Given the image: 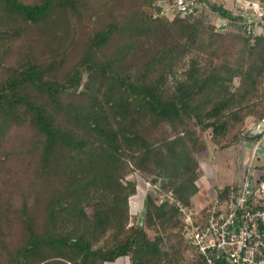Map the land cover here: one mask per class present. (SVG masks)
Returning <instances> with one entry per match:
<instances>
[{"label": "trees", "instance_id": "1", "mask_svg": "<svg viewBox=\"0 0 264 264\" xmlns=\"http://www.w3.org/2000/svg\"><path fill=\"white\" fill-rule=\"evenodd\" d=\"M172 2L0 0V229H21L0 235V264H196L179 204L202 197L197 131L221 150L261 141L264 32L161 15ZM139 47L146 60L127 64ZM15 141L28 145L17 209Z\"/></svg>", "mask_w": 264, "mask_h": 264}, {"label": "built area", "instance_id": "2", "mask_svg": "<svg viewBox=\"0 0 264 264\" xmlns=\"http://www.w3.org/2000/svg\"><path fill=\"white\" fill-rule=\"evenodd\" d=\"M161 7V15L170 17L180 13L196 18L209 12L206 2L198 0H173ZM262 16L252 19L241 13L240 19L248 33L256 35L264 26ZM221 20L220 28L230 22L229 18ZM251 133L263 137L253 145L250 163L240 180L224 186L214 182L205 189L198 206L179 204L196 264H264V171L259 173L254 165L263 150L264 119Z\"/></svg>", "mask_w": 264, "mask_h": 264}, {"label": "rangeland", "instance_id": "3", "mask_svg": "<svg viewBox=\"0 0 264 264\" xmlns=\"http://www.w3.org/2000/svg\"><path fill=\"white\" fill-rule=\"evenodd\" d=\"M157 5V2L153 3ZM163 4V3H159ZM165 4V3H164ZM207 8L209 12L204 13L196 18L186 17L187 20L191 23L195 22H204V24L212 26L213 29L219 34H230V35H243L245 31L243 27H245V23L240 19V13H246L251 16L252 19L259 18L260 14L264 13L262 10L263 5L261 4V0H206ZM215 6H223L229 10L233 16V18H229L230 22L226 27L220 28L219 25H222L221 17L214 9ZM220 16V17H219ZM259 22V21H258ZM260 24V23H259ZM260 26V25H259ZM160 27V26H158ZM156 29L150 37L149 40L153 38L160 39V34L162 33L161 29ZM217 29V30H216ZM246 29V28H245ZM259 30V29H258ZM248 33V30L246 29ZM264 32V28L260 29L256 35H261ZM159 46H155L153 43L149 44L148 51L150 53H155L159 50ZM139 47L131 56V63L127 61V64H133L136 62H143L144 54L143 50ZM137 59V60H136ZM235 85H238V81L235 82ZM251 123V119L248 120V124ZM198 136L201 141V148L198 153V159L200 161V180L198 181L202 194L205 192V189L211 187V185L216 182L219 186L228 185L234 182H237L241 178L242 171L244 170V165H249L250 162V145L244 144L243 142L237 144L235 146L226 148V149H218L215 144L212 142L211 133H201L199 130ZM247 147V148H246ZM262 154L255 160V164H264V142L262 143ZM14 154L11 156L10 161V170L13 171L12 175H6L8 179L12 180V182H16L18 187H13L10 184V187L13 189L6 188V194L11 195L13 198L11 200V204L14 209H17L23 202L22 199V191H18L15 193V190H28V175L23 173L22 166H20L19 160L23 157L22 154L28 152V145L26 142L15 141L14 147H12ZM246 148V152H245ZM17 149V151H16ZM7 179V182H8ZM127 180L136 181L138 187H140V194L132 198V206L130 208L131 215L133 217H139L143 210V199H144V191L147 190V185L144 177L140 173H134L130 175ZM126 183V180H124ZM10 201V198H8ZM200 205V202H197ZM7 211H11L7 208ZM14 218L15 214L13 213ZM66 222L65 218L60 222L61 226ZM1 238L5 239L7 242H18L17 235L18 232H21L20 228L14 227V225H9L7 227H2L0 229ZM1 242V241H0ZM108 264H129V260L125 258L118 259L115 263Z\"/></svg>", "mask_w": 264, "mask_h": 264}, {"label": "crops", "instance_id": "4", "mask_svg": "<svg viewBox=\"0 0 264 264\" xmlns=\"http://www.w3.org/2000/svg\"><path fill=\"white\" fill-rule=\"evenodd\" d=\"M263 142H264V139H263L262 143H263ZM244 144L250 145V151H251V154H252L253 145L250 144V143H244ZM246 148H247V147H246ZM246 148H245V152L247 151ZM250 159H251V156H250ZM249 163H250V162H249ZM254 165H255V167H256L255 170L258 171L259 173H261V172L264 171V169L261 168L262 166H264V164H257V165H256V164L254 163ZM244 166H245V167H243L244 170L242 171L241 178H242V176H243V174H244V172H245V169H246L247 165H244ZM241 178H240V179H241Z\"/></svg>", "mask_w": 264, "mask_h": 264}]
</instances>
